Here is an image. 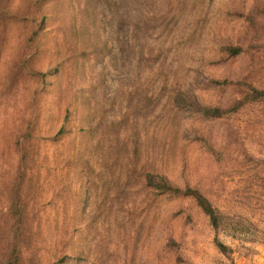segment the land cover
<instances>
[{
    "label": "rangeland",
    "instance_id": "374dc122",
    "mask_svg": "<svg viewBox=\"0 0 264 264\" xmlns=\"http://www.w3.org/2000/svg\"><path fill=\"white\" fill-rule=\"evenodd\" d=\"M240 83L264 88V0H0V264H264V102Z\"/></svg>",
    "mask_w": 264,
    "mask_h": 264
},
{
    "label": "trees",
    "instance_id": "16d2710c",
    "mask_svg": "<svg viewBox=\"0 0 264 264\" xmlns=\"http://www.w3.org/2000/svg\"><path fill=\"white\" fill-rule=\"evenodd\" d=\"M38 29L35 30L34 35L28 39V47L29 49L32 50L31 52V57L34 55L35 50L32 48L35 44V37L38 36L39 34ZM229 51L231 53L232 56H238L240 54L243 53V48L242 47H229L228 48ZM27 65L30 67V63L31 61L27 60ZM27 67V68H29ZM30 69V68H29ZM29 69L27 70V72L29 71ZM34 72V71H33ZM31 75H37L39 77L42 78V81L44 80V78L46 77V74L44 73H31ZM240 86L244 87L245 89H247V94L245 93V99L244 101H252L251 103H259V102H264V88H256L253 86H249V85H245L240 83ZM243 107V102H237L235 104H233V106H230L227 110L225 109H221V108H201V110H199L202 113V116L204 118H210V119H222V118H232L234 114L238 113L241 108ZM64 130V128H62V131ZM32 131H33V125L32 126H28V131L25 135V137L27 139L32 137ZM61 131V133H63ZM22 147V143L20 145L21 149ZM149 186H153V180H149ZM157 189L160 190L161 192H173V194H181L180 190H174L173 188H170L168 186V184H158ZM185 197H189L194 199L197 202V205L202 209V211L209 217L212 226L215 229H219L221 227L222 221L224 219V215L214 207V205L204 196L202 195L199 191H195L193 189H188L184 194ZM19 199V192L17 191V196H15V200H14V207H13V218L14 219H18L20 226L22 225V220L21 218L25 217L24 216V211L22 209L19 208V205L17 203V200ZM221 249H223V251H225L227 248L226 246L220 244ZM15 264V263H14Z\"/></svg>",
    "mask_w": 264,
    "mask_h": 264
}]
</instances>
